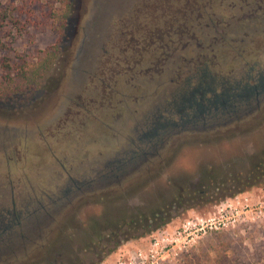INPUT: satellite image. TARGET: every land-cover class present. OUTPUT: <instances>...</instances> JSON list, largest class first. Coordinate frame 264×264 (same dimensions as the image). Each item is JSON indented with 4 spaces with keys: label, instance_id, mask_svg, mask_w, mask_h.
I'll list each match as a JSON object with an SVG mask.
<instances>
[{
    "label": "rangeland",
    "instance_id": "1",
    "mask_svg": "<svg viewBox=\"0 0 264 264\" xmlns=\"http://www.w3.org/2000/svg\"><path fill=\"white\" fill-rule=\"evenodd\" d=\"M121 1L73 0L59 57L44 76L41 87L21 101L19 96L9 101L0 99V228L5 219L24 218L25 211L47 201L63 185L92 181L106 164L128 150H136L138 136L151 122L145 117L149 113L155 115L159 104L166 101L165 95L176 89L172 82L167 84L165 80L141 76V89L131 86L138 82L137 78L124 85L123 92L128 95L121 104L114 101L122 99L121 96L111 95L108 99L112 102L97 101L87 106L91 110L84 111V115L78 113L74 103L81 95L79 103L91 99L92 89L98 85L95 76L107 77L109 84L114 82V75L108 70L111 66L102 64L100 52L98 56L99 46L92 48L90 53L87 51L91 47V38L99 45L100 38L110 35L108 50L116 55L120 52V45L118 49L111 45L117 43L114 40L117 38L116 23L121 15L115 7ZM48 3L50 0H37L33 14L24 13L15 20V9L30 10V4L20 0H0V14H5V19L0 18V81L6 77L2 67L4 62H34L40 51L56 41L57 35L42 25L49 15ZM125 3L128 5L129 0H124ZM163 7L161 4L159 7L148 5V9L140 13L138 25L146 30L148 26L159 24L165 17ZM128 15L125 19H130ZM133 34L137 35V32L133 31ZM260 45L261 53L256 61L259 65L264 64V44ZM249 59L252 62L253 57ZM84 64L95 76L83 72L86 66L82 69L81 66ZM103 67L107 69L105 74ZM236 91L239 90L233 92ZM100 99L99 95L94 100ZM195 102V97L187 95L184 104L189 107ZM121 108L124 110L119 112ZM164 116L171 119L169 115ZM158 119L161 120V116L158 115ZM263 149L264 107L260 113L211 134L180 132L169 135L154 161L140 164L126 179L99 187L74 200V208L66 209L50 229L44 257L56 264H74L80 259L86 263L94 261L97 257L93 254L81 252L84 242L81 235L77 237L81 230L92 233L89 228L91 218L115 217L124 210L131 212L137 208L145 211L161 198L169 202L176 190L193 183L200 169L207 164L222 166L232 173L245 172L250 167V156ZM227 200L236 201L239 210L238 221L233 227L195 238L185 247L183 243L170 246L166 242L159 263L264 264V188L260 187L218 204L204 203L194 208L184 205L174 209L171 221L164 227L123 242L99 264L112 262L128 244L126 249L135 250L144 248L153 238H170L186 220L212 216ZM29 226L28 223L23 225ZM4 227L7 230L11 225L6 223ZM99 246L114 248L113 243L102 242ZM38 252L35 246L29 259H17L11 264H46L41 262Z\"/></svg>",
    "mask_w": 264,
    "mask_h": 264
},
{
    "label": "trees",
    "instance_id": "2",
    "mask_svg": "<svg viewBox=\"0 0 264 264\" xmlns=\"http://www.w3.org/2000/svg\"><path fill=\"white\" fill-rule=\"evenodd\" d=\"M20 1L23 3L28 2V4H30V10H25L23 7L15 9V20H19V18L24 13L33 14L34 9H36L35 7L37 0ZM123 2L124 0L121 1L119 6L115 7L117 9V13L121 15L118 17L116 23L117 36L115 37L117 38H114V40L117 41V43L116 45H111V47H114L115 49H118V46L122 41H120V39L122 38H126L131 35L137 37H140L141 35L143 36L145 34V30H143V28L138 25L141 16L140 13L145 12L148 9V5L150 4L159 7V5H162L163 3L162 0H129L128 5H126L128 1L125 4H123ZM48 4H50L48 10L49 15L46 19V22H42V25L47 26L53 33H55L57 35V39L54 44L40 51V54L36 57L34 62L21 63V61H13L12 63H3L2 67L6 71V77L0 81V99L4 101L12 100L14 96H19L20 101L24 98L27 99L29 95L34 94L35 91L41 87V81L43 80L44 76L55 66L56 60L59 57L60 50L64 43L66 28L68 25V20L72 15L74 2L73 0H50V3ZM125 13L130 14L128 15L130 19H125ZM0 18L5 19V14H0ZM133 31H136L137 35L133 34ZM97 36H99V34H97ZM109 36L110 35H106L103 37L104 39L100 38V41L98 42L99 45H97V43L91 38L89 40L91 47L88 48L87 52L90 53L93 51L92 48L94 49V47L99 46L97 49L98 56L100 52V57L105 61V55L108 53L107 38ZM102 40H104V42H102ZM123 44H126V42L123 41ZM1 45L2 44H0V46ZM118 50H120V46ZM85 66V64L84 66H81V69ZM185 69L186 70L183 72V74L176 76L177 80L175 82L172 80L171 81L174 82L177 88H180L179 91L181 90V86L184 87L186 84L187 87H184V89L187 88L188 91L193 94V97L196 98V102L189 107L187 104H183L179 108L177 106L175 108L173 101L176 103L178 94L181 93L175 94L176 91L168 92V99L170 100H168L169 103H167V100L166 102L162 101L161 104H159V106L156 108L157 112H155V115L149 113L145 117L149 118L148 120L151 121V125L148 128H150L149 135L153 136L151 138V144H153L154 151L153 153H149L147 155L143 154V150L145 149L143 146L145 144H140L138 139L139 145L137 144L134 155L136 159L143 160L142 163H150L158 157L157 152L163 147L164 142L167 139V136L165 135L166 131H162L165 124L169 125L170 127L169 130H167L169 135L180 132H195L207 135L218 129H224L232 126L233 124H237L244 119L246 120L257 113H260L262 107H264V91L261 89L262 87L259 89L257 88L256 92L254 89H252V82L250 81L252 80V74H249L248 79L250 78V80L248 83H246L249 84L246 85L249 87V90L246 92L249 94V99L258 93L257 102L255 103V101H252L253 99H251L249 102L245 101V103L241 101L235 102L229 107L232 110L230 111V117L227 118L226 116H223L219 113H216V115L212 113L211 107L215 100L214 95L219 94L220 92L223 94V92L225 93L226 91L217 86L194 88L200 84L199 82L196 84L197 74L199 72L213 73L212 68H210L207 64L200 65L199 62L194 61L190 63V65H185ZM83 72L87 75L89 74L90 71H87V66L85 69H83ZM110 72V75H114L112 69ZM96 73L97 72H95V74ZM91 75L94 74L91 73ZM95 77L98 78L97 82L99 90L101 91V84L106 83V78L104 79V77L98 76ZM178 77L180 78L179 80ZM110 79L113 81V78ZM94 81L95 78L93 82ZM234 87L236 88V86H232V88ZM233 91H235V89L231 90V93ZM189 92L187 94L188 96ZM91 94V98H97V95L94 94V92ZM82 96L83 95H81L79 98H82ZM199 97L202 100L199 99ZM196 104L198 105L197 108L201 109L202 113L196 117V120H192V116L196 110ZM223 109H226V107ZM226 110L229 109L227 108ZM221 112L224 111L222 110ZM164 114L169 115L171 119L169 120L166 118ZM158 115L161 116V120L158 119ZM215 116H218V118L215 119ZM184 120H186V122L183 123L182 121ZM127 153L128 152L124 153L122 156L128 157L126 155ZM105 170L106 168L101 169V171ZM259 187L264 188V149L257 154L250 156V167L246 169L245 172L232 173L226 171L222 166L207 164L202 169H200L196 175L195 181L177 189L176 193H174L173 199L169 202L167 199L161 198L156 201L155 204L150 205V207L145 211L137 208L131 212L124 210L115 217H106L102 218L101 220H98L97 218H91L89 220V228L91 229L92 233L90 234L86 232V230H81L77 233V237H80L81 235V241L84 242L83 246L80 248L81 252H84V254H93L97 258L96 260H92L89 263H86L80 259L74 264H99L103 261V258L106 255L111 254L123 242L137 239L164 227L171 221V212L174 209L182 208L184 205L188 208H194L195 206H200L204 203L218 204L227 198H233L238 194ZM69 188L70 190H74L72 183L63 185L57 190L54 196L48 198L47 201H41L36 205V207L42 209L40 211H44L45 213L53 210L54 206L56 205L58 208V215L54 216L49 224L46 222V225L43 226L42 230L33 241L26 240L24 238L25 234H21L23 238V244L25 246L24 249L19 251V257L14 256V253L11 254L4 252L0 255V264H11L16 258L20 260L29 259L30 253L32 252V248L29 247L31 244L37 246V250L39 251L38 253L41 257V262H46V264H56L44 257L46 248L45 243L50 236V229H52L57 224V221L61 219L62 214L66 211V209H70L72 207L74 208V200H76L79 196L92 193V190L83 191L81 193L79 192L71 197L69 201L61 202L62 198H64V192ZM28 219L31 220L30 218ZM22 229H24V227ZM104 231H107V233L104 234ZM102 242L113 243L114 248H101L99 244ZM16 261L17 260H15V262Z\"/></svg>",
    "mask_w": 264,
    "mask_h": 264
},
{
    "label": "flooded vegetation",
    "instance_id": "3",
    "mask_svg": "<svg viewBox=\"0 0 264 264\" xmlns=\"http://www.w3.org/2000/svg\"><path fill=\"white\" fill-rule=\"evenodd\" d=\"M162 1L165 17L159 24L148 26L143 36L131 35L120 39V41L122 40L120 52L117 55L115 52L107 51L103 64L111 66L108 70L112 68L114 82L113 84H101V91L98 85L94 86L92 90L97 96L101 95L102 99L100 100L91 98L79 103L81 100L79 98L74 103V106L79 110L78 113L84 115V111L88 112L91 110H88L87 106L97 101L98 103H105L106 100L112 102V99H108L112 98L111 95H114V97L121 96L122 99H114L115 103L121 104L124 101V97L126 99L128 95L123 92L124 85H127L128 81L137 78L138 82L134 85L132 83L131 86L134 87L136 85L141 89L142 85L139 82L141 76L155 80H165L167 84L172 81L175 82L177 80L176 76L183 74L182 70L185 71V65H190L194 61L199 62L200 65L207 64L213 70V73L199 72L196 84L198 82L200 84L194 88L217 86L226 91L223 94L220 92L221 95L220 93L214 95L215 100L213 99L214 103L211 106L212 113H219L228 118L230 117V111H232L229 107L235 102L241 101L245 103V101L249 102L251 99L255 103L257 102L258 93L249 99V94L246 92L249 90L246 85L249 84L246 83L250 80V78L248 79L249 74H252V80L250 81L252 82L251 87L255 92L264 83V64L259 65L256 62L257 57L261 53L260 44H264V0ZM124 16L127 17V14L125 13ZM261 36L263 37L261 38ZM123 41L126 42L125 46L121 45ZM250 57H253L252 62H249ZM102 70L104 74L107 71L106 67H103ZM232 86H236V88H232ZM182 87L180 91L179 87L174 90L177 92L175 94L181 93L178 94L176 103L173 101L175 108L176 106L179 108L185 103L189 92L187 88L184 89V87H187L186 84ZM234 89H238L239 92L231 93V90ZM188 97L193 98V94L189 92ZM168 98L167 94L163 99L169 103ZM199 99L201 98L199 97ZM86 101L87 103H85ZM197 107L198 105L196 104L192 120H196V117L202 113L201 109ZM224 107L229 110L223 109ZM121 110L123 111L124 109H119V112ZM222 110L224 112H221ZM216 118L218 116H215ZM182 122L184 123L186 120ZM150 125L151 123L147 125V130L138 136L140 144H145V147L143 146L145 148L143 154L146 155L154 151L153 144H151L153 136L149 135L150 128L148 127ZM169 128V125L165 124L162 130L166 131L165 135L167 137L169 136L167 131ZM126 152H128L126 154L128 157L122 156L106 164L104 166L106 170L102 172L100 170L94 180L72 183L74 190H71L73 192L70 188L67 189L61 202L69 201L71 197L79 192L93 191L128 177L137 170L143 160L136 159L135 150ZM40 210L42 209L35 206L30 211H25L24 218L19 216L18 219L14 220L5 219L0 228V255L6 252L14 253V256H18L19 251L24 249L25 246L21 234H25L24 238L26 240L33 241L43 226L46 225V222L47 224L51 222L53 219L51 216L58 215L56 205L53 210L46 213ZM6 223L11 225L7 230L4 227ZM26 223L30 224V226L22 229ZM29 247L34 248L35 245L31 244ZM17 259L13 261L15 262Z\"/></svg>",
    "mask_w": 264,
    "mask_h": 264
},
{
    "label": "built area",
    "instance_id": "4",
    "mask_svg": "<svg viewBox=\"0 0 264 264\" xmlns=\"http://www.w3.org/2000/svg\"><path fill=\"white\" fill-rule=\"evenodd\" d=\"M236 205V201L227 200L218 207L217 212L212 216H196L188 219L173 232L170 238L168 236L153 238L144 248L120 250L115 259L107 264H160L161 257L159 255L167 247L164 243L167 242L170 246L183 243V247H185L186 244L195 238L223 230L230 226L233 227L238 221L239 215ZM180 247L182 248V246Z\"/></svg>",
    "mask_w": 264,
    "mask_h": 264
},
{
    "label": "crops",
    "instance_id": "5",
    "mask_svg": "<svg viewBox=\"0 0 264 264\" xmlns=\"http://www.w3.org/2000/svg\"><path fill=\"white\" fill-rule=\"evenodd\" d=\"M128 245H129V244H128ZM128 245H126V246H124L123 248H121V250L126 249V247H127ZM114 256H115V255H114Z\"/></svg>",
    "mask_w": 264,
    "mask_h": 264
}]
</instances>
